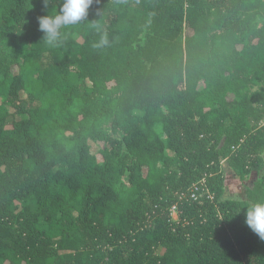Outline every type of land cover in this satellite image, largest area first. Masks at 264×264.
<instances>
[{
	"label": "trees",
	"instance_id": "obj_1",
	"mask_svg": "<svg viewBox=\"0 0 264 264\" xmlns=\"http://www.w3.org/2000/svg\"><path fill=\"white\" fill-rule=\"evenodd\" d=\"M62 2L0 0V264H264V0Z\"/></svg>",
	"mask_w": 264,
	"mask_h": 264
},
{
	"label": "clouds",
	"instance_id": "obj_2",
	"mask_svg": "<svg viewBox=\"0 0 264 264\" xmlns=\"http://www.w3.org/2000/svg\"><path fill=\"white\" fill-rule=\"evenodd\" d=\"M51 0H43L45 8H48ZM93 0H63L58 12L39 16V30L44 34L43 41L53 47H58L62 42V33L65 28L78 24L88 16L89 8ZM92 27L98 30L97 25ZM106 39L100 44L106 43ZM100 46V45H95ZM246 224L262 240H264V202H258L246 207Z\"/></svg>",
	"mask_w": 264,
	"mask_h": 264
},
{
	"label": "rangeland",
	"instance_id": "obj_3",
	"mask_svg": "<svg viewBox=\"0 0 264 264\" xmlns=\"http://www.w3.org/2000/svg\"><path fill=\"white\" fill-rule=\"evenodd\" d=\"M169 153L171 154V152ZM262 157L264 158V152L262 153ZM222 166H223V172L226 178V190H225V195H224L225 197H229V198L244 197L246 188L251 187L253 183L257 180V178L259 177V174L257 172H252L245 179H241L229 167V165L226 162H223ZM262 173H264V171ZM175 218H178V217H175Z\"/></svg>",
	"mask_w": 264,
	"mask_h": 264
},
{
	"label": "built area",
	"instance_id": "obj_4",
	"mask_svg": "<svg viewBox=\"0 0 264 264\" xmlns=\"http://www.w3.org/2000/svg\"><path fill=\"white\" fill-rule=\"evenodd\" d=\"M199 189H200V185L199 184H195L194 187H193V190H192V192L190 194V198L191 199H197V194H198ZM171 211H172L173 219L174 220H177L178 218H175V217H178V209H177V206L174 205L172 207Z\"/></svg>",
	"mask_w": 264,
	"mask_h": 264
}]
</instances>
